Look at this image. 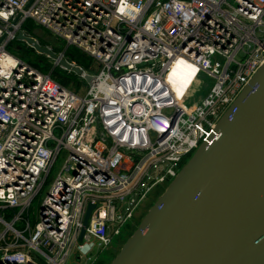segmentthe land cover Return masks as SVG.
I'll use <instances>...</instances> for the list:
<instances>
[{
  "label": "built area",
  "instance_id": "built-area-1",
  "mask_svg": "<svg viewBox=\"0 0 264 264\" xmlns=\"http://www.w3.org/2000/svg\"><path fill=\"white\" fill-rule=\"evenodd\" d=\"M26 21L89 58L78 78L90 83L71 91L8 53ZM263 64L264 0H0V264H65L111 245L212 143ZM181 65L209 81L189 105Z\"/></svg>",
  "mask_w": 264,
  "mask_h": 264
},
{
  "label": "water",
  "instance_id": "water-1",
  "mask_svg": "<svg viewBox=\"0 0 264 264\" xmlns=\"http://www.w3.org/2000/svg\"><path fill=\"white\" fill-rule=\"evenodd\" d=\"M14 40L81 77L61 55ZM86 84L91 77L83 75ZM168 184L111 264H264V64ZM92 204L82 220L81 240Z\"/></svg>",
  "mask_w": 264,
  "mask_h": 264
},
{
  "label": "rangeland",
  "instance_id": "rangeland-1",
  "mask_svg": "<svg viewBox=\"0 0 264 264\" xmlns=\"http://www.w3.org/2000/svg\"><path fill=\"white\" fill-rule=\"evenodd\" d=\"M35 34L44 39H48L45 31L40 28L34 30ZM55 46L61 48V43L54 42ZM11 50L14 49L11 47ZM188 83L191 89L192 98L188 100L187 105L192 104L196 99L206 91L209 85V81L199 72L193 70L192 68L181 65V72L179 77L178 85H183ZM60 165V161L54 164V167L50 173V176L56 174L57 169ZM166 188H155L147 194L143 202L134 211L130 220L125 224L124 228L119 233L118 237L111 243V245L101 248L97 247L100 251H92L84 259L77 261L74 258L65 262V264H111L115 257L118 255L120 249L125 244V242L133 235V233L138 229L142 220L150 209L158 202ZM38 209V197L32 201L30 209L28 210L29 223L32 226L37 218ZM97 244H94V248ZM93 248V249H94Z\"/></svg>",
  "mask_w": 264,
  "mask_h": 264
},
{
  "label": "trees",
  "instance_id": "trees-1",
  "mask_svg": "<svg viewBox=\"0 0 264 264\" xmlns=\"http://www.w3.org/2000/svg\"><path fill=\"white\" fill-rule=\"evenodd\" d=\"M36 28L37 27H34L29 21H26L22 24L21 31L25 36L35 39L41 47H48L54 54L62 52L63 57L67 62L74 63L83 71L87 73H91L92 71H94V66L89 58H87L74 48H64L62 44L61 48H58L57 46H55L54 41L51 38L48 37V39H44L37 36L34 32ZM11 47L14 49L13 51L11 50ZM5 49L8 53L18 58L28 66L32 67L39 73L48 74L50 78L61 87L67 88L74 92H78V89L80 87L86 86L85 83L77 76L70 72L60 70L57 67H53L50 60L46 59L44 56L35 54L30 48L26 47L21 42L12 40L7 44ZM11 214L12 211L4 210V221H8Z\"/></svg>",
  "mask_w": 264,
  "mask_h": 264
}]
</instances>
